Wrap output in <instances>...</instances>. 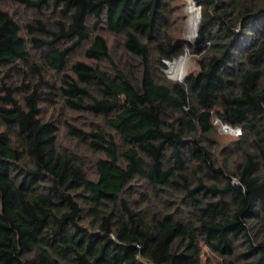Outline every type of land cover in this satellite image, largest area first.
<instances>
[{
    "label": "trees",
    "instance_id": "1",
    "mask_svg": "<svg viewBox=\"0 0 264 264\" xmlns=\"http://www.w3.org/2000/svg\"><path fill=\"white\" fill-rule=\"evenodd\" d=\"M11 1L39 16L24 38L0 8V68L21 71L28 90L22 104L0 85V264H203L202 246L223 264H264V0H194L197 42L171 36L175 0ZM102 28L123 34L137 71L113 62ZM85 42V58L112 72L80 60L67 71ZM185 48L197 70L160 75ZM51 95L95 118L65 123L95 155L94 176L39 118ZM214 119L241 128L230 166Z\"/></svg>",
    "mask_w": 264,
    "mask_h": 264
},
{
    "label": "rangeland",
    "instance_id": "2",
    "mask_svg": "<svg viewBox=\"0 0 264 264\" xmlns=\"http://www.w3.org/2000/svg\"><path fill=\"white\" fill-rule=\"evenodd\" d=\"M189 0H175L174 7L175 13L172 15V20L170 24L169 32L173 37H180L187 40L186 37V29H187V17L188 13L186 11L187 5ZM196 5V4H195ZM0 8L8 11L15 19L17 24L20 27V33L24 38H27L24 30V23L29 21L31 18L35 16H39L35 10L27 9L22 5L12 2L11 0H0ZM200 21V20H199ZM199 24V22H198ZM198 28V25H197ZM100 33L105 37L107 41V45L109 48V54L112 58L113 62L125 72L128 71H137V67L133 66L132 63L136 61L130 56L127 50L123 46V34L122 33H111L107 29L102 28L99 30ZM186 37V38H185ZM194 40V39H193ZM190 41V42H193ZM87 45L85 42L81 47L74 50L67 59V66L66 69L68 72L69 66L72 62L80 60L86 63L97 64L98 67L108 70H111V64L107 61L106 58H102L97 62H92L89 59L85 58L83 55V48ZM28 52L30 58L41 63L43 66V76L44 79L47 80L49 83H52L56 86L60 84V73L50 70L47 65L43 62L42 58L40 57L39 53L34 51L31 48H28ZM184 55H187L188 59L186 61V70L184 76L192 71L197 70L196 64V56L193 55L187 48H185L184 52L181 53L179 56L175 57L177 60H180ZM173 60V59H172ZM171 60V62H173ZM168 64L165 61V68L163 69V74L160 75L164 76L167 80H176L175 78H170L167 74ZM6 68H0V85L5 83L14 88V97L21 102L24 103L23 95L28 91L26 88H21L24 82H27L26 79L23 78L22 72L11 71L8 72L9 75L5 76ZM179 81V80H178ZM57 92V91H56ZM58 93V92H57ZM56 93V94H57ZM51 98L54 100L53 102H40V113L39 118L44 121H52L53 124L57 126V133L55 135V147L57 150L65 152V153H72L75 157L81 162L82 167L85 169L89 176H94L95 166H94V159L95 155L90 153L86 149H84L83 144L73 135H71L68 131V127L66 126V121L81 128V129H88L93 126L92 121L95 118L91 116L81 113V112H74L70 109L63 106V103L60 100L59 95H51ZM225 123H221L217 119L213 120V125L215 127V138H216V147H215V154L218 158L220 163H224L227 166H230L235 163L238 158V150L234 151L231 155H227L226 149L227 147L233 143L236 139L241 136V128L236 126H231L232 128H238L237 131H229L228 128L223 126ZM3 123L0 119V130L3 129ZM139 183L140 180L134 182L136 188H140ZM138 185V186H137ZM141 189V188H140ZM200 259L203 264H223V262L219 259V257L213 253L208 247L202 246Z\"/></svg>",
    "mask_w": 264,
    "mask_h": 264
},
{
    "label": "bare ground",
    "instance_id": "3",
    "mask_svg": "<svg viewBox=\"0 0 264 264\" xmlns=\"http://www.w3.org/2000/svg\"><path fill=\"white\" fill-rule=\"evenodd\" d=\"M186 11L188 13L186 37H187L188 41H192L194 39V35H195L197 16H198V13H197L198 9L194 6L192 0H189ZM177 58H175V59H177ZM175 59L172 61H175ZM187 59H188L187 55H184L180 60H177L174 63L169 61L168 62L169 67L167 70L168 76L170 78L172 77V78H175V79L181 81L184 78V74H185V70H186L185 65H186Z\"/></svg>",
    "mask_w": 264,
    "mask_h": 264
},
{
    "label": "water",
    "instance_id": "4",
    "mask_svg": "<svg viewBox=\"0 0 264 264\" xmlns=\"http://www.w3.org/2000/svg\"><path fill=\"white\" fill-rule=\"evenodd\" d=\"M192 2H193V4H194V6L198 9V12H197V13H198V16H197L196 30H195L194 40H193V42H197V41L199 40L197 25H198V22H199V20H200V18H201V14H200V6L195 5L194 0H192ZM173 60H174V59H173ZM168 62H169V61H167V64H168ZM223 126H225L226 128H228V130L231 131V132H232V131H237L238 128H236V127H239V126H236V127L232 128L231 125L226 124V123H225Z\"/></svg>",
    "mask_w": 264,
    "mask_h": 264
}]
</instances>
